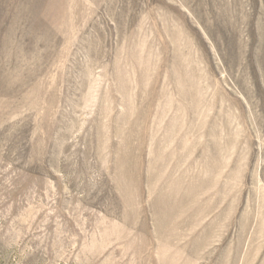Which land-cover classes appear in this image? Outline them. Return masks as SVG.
Wrapping results in <instances>:
<instances>
[{
	"label": "rangeland",
	"instance_id": "obj_1",
	"mask_svg": "<svg viewBox=\"0 0 264 264\" xmlns=\"http://www.w3.org/2000/svg\"><path fill=\"white\" fill-rule=\"evenodd\" d=\"M0 264H264V0H0Z\"/></svg>",
	"mask_w": 264,
	"mask_h": 264
}]
</instances>
